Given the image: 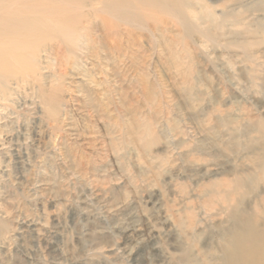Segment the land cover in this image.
I'll return each mask as SVG.
<instances>
[{
  "label": "rangeland",
  "instance_id": "1",
  "mask_svg": "<svg viewBox=\"0 0 264 264\" xmlns=\"http://www.w3.org/2000/svg\"><path fill=\"white\" fill-rule=\"evenodd\" d=\"M189 3L96 17L59 117L0 111V264H227L233 213L264 222V0Z\"/></svg>",
  "mask_w": 264,
  "mask_h": 264
},
{
  "label": "bare ground",
  "instance_id": "2",
  "mask_svg": "<svg viewBox=\"0 0 264 264\" xmlns=\"http://www.w3.org/2000/svg\"><path fill=\"white\" fill-rule=\"evenodd\" d=\"M189 8V0H0V111L16 105L23 93L29 101L38 103L46 120L59 117L57 100L65 82V49L77 58L80 53L88 56L96 17L107 23L112 19L117 24L132 26L141 21L139 18L147 10L157 9L189 29L186 12ZM85 17L90 21L84 23ZM55 60L59 61V69L52 76L46 75ZM2 117L0 115V121ZM2 125L0 148L4 149L7 144L2 138L9 137L11 132L3 130ZM5 151V156H9V151ZM250 176L243 181H253ZM261 200L264 201V197ZM231 218L234 229L225 233L223 251L227 260L224 261L264 264L261 217L236 211Z\"/></svg>",
  "mask_w": 264,
  "mask_h": 264
}]
</instances>
